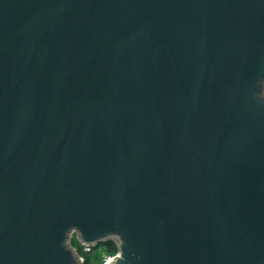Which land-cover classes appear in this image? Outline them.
<instances>
[{"label":"water","instance_id":"95a60500","mask_svg":"<svg viewBox=\"0 0 264 264\" xmlns=\"http://www.w3.org/2000/svg\"><path fill=\"white\" fill-rule=\"evenodd\" d=\"M264 264V0H0V264Z\"/></svg>","mask_w":264,"mask_h":264},{"label":"rangeland","instance_id":"374dc122","mask_svg":"<svg viewBox=\"0 0 264 264\" xmlns=\"http://www.w3.org/2000/svg\"><path fill=\"white\" fill-rule=\"evenodd\" d=\"M75 242H77V244L75 245ZM69 244L78 250L81 251L82 253H88L87 252V248L84 247L78 239L77 233H73L71 236V239L69 240ZM114 244L116 245V243L114 242ZM93 254L90 256V263L91 264H97L99 262V258H103V264H108L110 262V259L113 258L114 256H116V254H110L109 251L105 250V248L102 245H98L97 247L92 249ZM83 260H84V254H80L79 255Z\"/></svg>","mask_w":264,"mask_h":264},{"label":"trees","instance_id":"16d2710c","mask_svg":"<svg viewBox=\"0 0 264 264\" xmlns=\"http://www.w3.org/2000/svg\"><path fill=\"white\" fill-rule=\"evenodd\" d=\"M77 244V242H75V245ZM102 245L105 250L109 251L110 254H116L118 251H117V246L114 244V241H110V242H107V243H103V244H100ZM94 251H92L91 253H82L81 251H79V255L80 254H84V261H85V264H91L90 263V256L93 254ZM103 261L104 259L103 258H99V262L97 264H103Z\"/></svg>","mask_w":264,"mask_h":264},{"label":"built area","instance_id":"2783aa9c","mask_svg":"<svg viewBox=\"0 0 264 264\" xmlns=\"http://www.w3.org/2000/svg\"><path fill=\"white\" fill-rule=\"evenodd\" d=\"M83 246L87 248V252H89V253L92 252L93 247H90V246H88V245H83ZM113 258H114V257H113ZM113 258H111L110 261H111Z\"/></svg>","mask_w":264,"mask_h":264},{"label":"bare ground","instance_id":"6f19581e","mask_svg":"<svg viewBox=\"0 0 264 264\" xmlns=\"http://www.w3.org/2000/svg\"><path fill=\"white\" fill-rule=\"evenodd\" d=\"M108 264H110V262Z\"/></svg>","mask_w":264,"mask_h":264}]
</instances>
